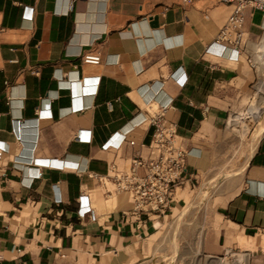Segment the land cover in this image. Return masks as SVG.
Instances as JSON below:
<instances>
[{"label": "crops", "instance_id": "1", "mask_svg": "<svg viewBox=\"0 0 264 264\" xmlns=\"http://www.w3.org/2000/svg\"><path fill=\"white\" fill-rule=\"evenodd\" d=\"M230 12L219 0H72L67 13L62 0H0V264L137 259L160 222L125 216V197L97 210L92 193H107L112 166L149 157L154 114L176 125L195 178L171 210L193 181L238 164L214 235L219 249L264 248V108L245 139L230 125L264 101L247 62L264 12H244L238 57L213 44ZM86 53L101 62L83 63Z\"/></svg>", "mask_w": 264, "mask_h": 264}, {"label": "built area", "instance_id": "2", "mask_svg": "<svg viewBox=\"0 0 264 264\" xmlns=\"http://www.w3.org/2000/svg\"><path fill=\"white\" fill-rule=\"evenodd\" d=\"M62 1L66 4L67 13L71 9L72 0ZM174 1L188 5L195 0ZM219 2L230 6L231 12L218 31L213 44L232 50L236 57L241 56L245 54L246 43L243 30L244 12L247 9L264 12V0ZM82 61L88 65H98L101 59L98 54L86 53L82 56ZM247 62L251 69L264 77V35L258 40L255 52L247 56ZM250 112L246 111L239 118L248 116ZM149 124L155 127L152 141L147 148L149 157L144 159L138 155L133 156L126 172L116 170L112 166L109 179L116 192L131 194L132 207L124 213L125 216L127 214L140 218L144 216L147 220L153 221L164 219L171 212L174 192L195 178L187 173L186 159L190 152L181 146L176 125L165 121L159 114L152 115ZM129 144L133 146L134 142L129 141ZM4 153V150L0 149V160ZM139 169L145 170L144 175L138 173ZM84 208L86 213L90 212V207Z\"/></svg>", "mask_w": 264, "mask_h": 264}, {"label": "rangeland", "instance_id": "3", "mask_svg": "<svg viewBox=\"0 0 264 264\" xmlns=\"http://www.w3.org/2000/svg\"><path fill=\"white\" fill-rule=\"evenodd\" d=\"M254 122L249 123L245 136L252 128H256ZM239 130L241 129L239 128ZM245 136L242 137L240 134L242 139H245ZM235 154H237V150ZM238 167V164L221 165L215 180L198 179L193 181L190 188L186 189L188 199L177 198H182L185 203L180 202L167 214L166 218L152 221H158L162 225V228L159 229L161 225L155 223V227L159 229L155 231L158 233L157 237L151 240L149 247L146 245L137 259L130 260L128 264H215L222 259L226 263L230 261L231 254L236 255L232 257V260L239 258V254H244L248 257L247 264H264V248H261V251L259 248V250L252 249L249 252L241 251L236 247L228 250L219 249L218 239L216 240L214 235L215 226L225 223V219L218 216L221 210L216 201L221 197L224 187L236 180L232 177L239 170ZM139 174L142 176L144 172L140 170ZM106 186V190H109L110 193L105 194L100 189H96L92 193L95 209L110 208L111 203L118 197H125L129 202L125 209L132 207L131 194L116 192L114 186L108 183ZM219 253L221 255H218ZM83 258L84 260L80 261L72 259L69 262L57 264H95V262H91L90 257L86 259V256H83Z\"/></svg>", "mask_w": 264, "mask_h": 264}, {"label": "bare ground", "instance_id": "4", "mask_svg": "<svg viewBox=\"0 0 264 264\" xmlns=\"http://www.w3.org/2000/svg\"><path fill=\"white\" fill-rule=\"evenodd\" d=\"M262 84L263 83H261V85ZM263 89H264V87H263ZM261 91H262V89H261ZM254 102H255V100H254ZM253 103H252V105H253ZM263 103H264V101L260 98V100L258 101V103L252 108V111L249 113L248 116H245L244 115L245 116L244 118H239V117L232 118V120L230 122V125H231L232 130L235 131V132H240L239 134H242V137L245 136V134L248 132V125H249V123L250 122H254V121H259V119H260V113H262L261 110L263 108ZM246 120H250V122L248 123ZM236 128H240L241 130L238 129L239 130L238 131ZM107 192H110V191L107 190ZM124 193H126V192H124ZM200 243H202V242H200ZM234 256H236V255L231 254L230 255V258H231L230 261H227L226 263H224V260L222 259L221 261L215 262V264H247V257H246V255H240L239 254V256H240L239 258H237L235 260H232V257H234Z\"/></svg>", "mask_w": 264, "mask_h": 264}]
</instances>
